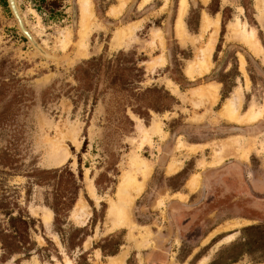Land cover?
Here are the masks:
<instances>
[{"label": "rangeland", "instance_id": "1", "mask_svg": "<svg viewBox=\"0 0 264 264\" xmlns=\"http://www.w3.org/2000/svg\"><path fill=\"white\" fill-rule=\"evenodd\" d=\"M83 1L17 0L26 27L41 47L60 60L67 56L53 61L36 51L20 31L7 0H0V200L10 197L36 219L32 238L39 249L29 259L16 255L4 261L0 244V264H108L122 254L125 264H199L206 257L207 264L263 261L264 218L230 220L208 235L203 246L182 243L178 235L173 243L169 226L175 199L189 200L181 192L172 195L187 179L186 191L195 193L209 170L234 162L244 176L254 175L264 184V114L251 123L221 116L225 101L239 88L245 93L243 113L252 105L264 107V26L256 0H186L184 14L183 0L167 4L165 0H89L92 28L82 56L78 44ZM205 17L212 22L208 29L203 28ZM237 22L241 29L254 32L261 51L241 41L233 27ZM120 29H131L133 35L114 47ZM213 32L210 70L190 76V65ZM67 40L66 47L61 46ZM119 53L132 55L144 69L143 82L135 86L139 89L111 85L104 73L83 88L78 81L83 63ZM210 86L218 87L213 104L201 96ZM156 127L162 133L155 132ZM144 131L149 132L148 139ZM238 139L247 143L244 157L234 152L223 164L211 165L216 148ZM180 142L194 151L179 150ZM135 157H140V164L133 162ZM172 162L180 169L170 174ZM65 166L76 175L82 172L83 189L59 233L55 215L46 206L47 199L53 201L52 187L30 176ZM132 174L136 188L124 194L121 186ZM120 197L132 198L128 209L132 226L114 227L109 218L111 207L123 204ZM227 225L229 229L222 232ZM251 226L260 231L247 230ZM200 232L197 229L191 236ZM82 234V247H72ZM229 235L234 236L231 242L218 245ZM141 237L146 238L144 244ZM113 250L117 255L108 256ZM189 254L196 255L192 262L187 260Z\"/></svg>", "mask_w": 264, "mask_h": 264}, {"label": "trees", "instance_id": "2", "mask_svg": "<svg viewBox=\"0 0 264 264\" xmlns=\"http://www.w3.org/2000/svg\"><path fill=\"white\" fill-rule=\"evenodd\" d=\"M214 10L215 13L218 12L217 9ZM131 56L130 54L119 53L111 59H105L103 56L93 58L83 63L79 68L81 78L78 81L83 85V88H86V86L89 87L95 77H101V74L104 73L105 80L111 85L120 83L126 90H129V87H132L131 90H137L140 87L135 86L143 82L145 72L143 68H139L135 58ZM30 177L36 178L39 184H47L52 187L53 201L47 199L46 206L55 215L54 224L57 232L62 233V227L83 189L81 184L83 181L82 172L80 171L76 175L65 166L60 169L40 171ZM0 215L4 217L0 218V244L4 261L10 260L16 255L29 259L32 253L39 251L32 238V232L37 226V221L26 209L22 208L19 203L13 202L10 197L3 196L0 200ZM247 230L260 231V228L251 226ZM76 231L83 232L82 229ZM83 234L81 238H78V241L73 243L72 247H82L85 241ZM63 242L66 245L65 241ZM104 253H106L105 250H103ZM107 255L115 256L117 251L113 250Z\"/></svg>", "mask_w": 264, "mask_h": 264}, {"label": "bare ground", "instance_id": "3", "mask_svg": "<svg viewBox=\"0 0 264 264\" xmlns=\"http://www.w3.org/2000/svg\"><path fill=\"white\" fill-rule=\"evenodd\" d=\"M14 3H15V11L18 15V18H20L21 20V12H20V9L17 5V0H13ZM125 1V0H124ZM123 1V4L121 6V8L125 5ZM146 2L150 1V0H144ZM166 4L168 3V0H165ZM256 5H257V8L259 9V14H260V21L262 23V25L264 26V2L263 0H256ZM82 3V2H81ZM255 5V6H256ZM182 12L181 14H184L186 8H187V5H186V0H183L182 1ZM125 7V6H124ZM118 8V7H117ZM116 8V9H117ZM83 22H82V29L80 30V42L78 44V47H79V53L80 55H84V53L87 51L88 49V39H89V35H90V32H91V22H92V16L91 15V9H90V5H89V0H84L83 1ZM116 9H113V11ZM120 9V7L118 8V10ZM120 12V11H119ZM117 13V12H116ZM20 15V16H19ZM114 15V14H113ZM23 19V17H22ZM239 20V19H238ZM237 20V21H238ZM24 21V20H23ZM182 22V21H181ZM94 23V22H93ZM182 24V23H181ZM212 24L211 21H209L208 17H205L203 19V28L204 29H208L210 27V25ZM215 24V23H213ZM96 25V23H95ZM240 24L237 22L235 24L234 29L236 31H239L237 34L239 35V38L241 39V41H243L245 44L251 46V47H254L255 50H257L258 52L261 51L262 49L259 48V43L256 39V36L254 34V32L251 31V33L247 32L246 29L244 27H239ZM247 26V25H246ZM178 27V26H177ZM92 28V27H91ZM127 29V28H126ZM212 29V28H211ZM214 29V28H213ZM217 29V28H216ZM178 31V30H177ZM186 31V30H185ZM204 31V30H203ZM235 31V33H236ZM234 32V31H233ZM205 33V32H204ZM157 34V33H156ZM132 31L131 29L129 30H118L113 38V46L114 47H118L121 45V42H123V40L125 38H130L132 36ZM34 36V35H33ZM162 36V35H161ZM180 36H181V40L183 43H185V32L184 30L181 28L180 30ZM35 38V36H34ZM155 38V37H154ZM33 40V39H32ZM215 41H216V33L213 32L212 33V36L210 37L209 41H208V44L206 45V47L204 49H200L199 53H198V59L196 62L192 63L188 69V74L190 76H193L195 74H200V73H204V72H208L212 66V63H211V58H212V54H213V51H214V47H215ZM69 40L67 41H64L63 43H61V46L63 47H66V45L68 44ZM60 46V45H59ZM37 51V50H36ZM40 54V53H39ZM67 56H63L62 59H56V56H53L50 60H53V61H62L66 58ZM165 60H162V63L164 62ZM162 65V64H161ZM201 91V90H200ZM204 93L201 94V96L203 97V99H205L207 102L213 104V103H216L217 100H218V87L216 86H210L206 91L203 90ZM196 95V94H195ZM200 96V97H201ZM196 97V96H195ZM244 97H245V93L243 91V89L239 88V89H236L235 92L231 95L230 98H228L224 105H223V108L221 110V116H223L224 118H226L227 120L229 121H237V122H256L257 120H259L263 114H264V107H259V106H255V105H252L250 106V108L248 109L247 112L243 113L242 110H243V104H244ZM198 98V96H197ZM201 102V101H200ZM199 102V104H200ZM203 102V101H202ZM198 105V104H197ZM242 124V123H241ZM154 131L155 132H159V133H162L161 132V129L160 127H156L154 128ZM144 134V138H147L150 136L149 132L148 131H144L143 132ZM158 134V133H157ZM146 141V140H144ZM233 142V141H232ZM233 144V145H232ZM231 144V142L228 144V143H222L221 146H219L218 148L215 149V155L213 156V160H212V163L211 165H221L223 164L228 158H230V156H233V153L235 152V154L237 155V153L240 155V156H245V151H246V148H244V146H246V142L241 140V139H238V140H235L233 143ZM59 145V144H57ZM232 146H234L232 149L230 148ZM60 146V145H59ZM54 147V146H52ZM58 147V146H57ZM60 148V147H59ZM64 148V147H63ZM179 150L180 149H189L190 151H194L193 150V147H190L189 146H185V144H183L182 142L179 143L178 147H177ZM229 148L231 150H233V152H230L229 151ZM55 149H56V146H55ZM62 150V149H61ZM53 152V151H52ZM61 152V151H60ZM237 152V153H236ZM62 153V152H61ZM53 154V153H52ZM57 154V153H56ZM55 154V156H56ZM63 157L66 158L67 156V149L65 148L64 152H63ZM58 157V156H57ZM140 158V157H139ZM139 158H134L133 162H136V163H141V159ZM60 161V160H59ZM143 163V162H142ZM135 164V163H134ZM137 167V166H136ZM143 167V166H142ZM144 172L145 174H147L148 176V173L150 172L149 170V167L147 165L144 166ZM180 169V166L179 164L177 165V163L175 162H172L170 163L169 165V168H168V173L170 174H173V173H176L178 170ZM135 170V169H134ZM137 170V169H136ZM138 171V170H137ZM140 171V169H139ZM129 174V173H128ZM131 174V173H130ZM128 176H129V179H128ZM126 179H124L123 181V184L121 186L122 189V192L125 194V192L127 194H129V190L132 188V187H135L136 188V185L134 186V182L132 183V180L130 178H133V174L132 175H128ZM131 176V177H130ZM144 181V180H143ZM137 182V181H136ZM132 183V184H131ZM141 184H139V187H140ZM142 186V185H141ZM192 186L196 189V187L199 186V182L197 181V179H195L193 182H192ZM134 190V188H133ZM137 190V189H136ZM120 191V190H118ZM139 191V190H137ZM136 191V192H137ZM131 192V191H130ZM120 195L121 193L118 192ZM122 193V194H123ZM133 193V192H132ZM138 194V193H137ZM122 198L123 200V204L121 205L119 202V204L121 206H113V204L115 203H111L113 207H111V210H110V213H109V218L110 220L112 221L114 227H119V226H123L125 223H130L129 221V217H128V209H129V206L131 205L132 203V198H125L123 199V197H120ZM183 198V197H182ZM120 200V199H119ZM118 204V205H119ZM82 210H86V206H84V204H82ZM80 211V210H79ZM78 213V212H77ZM79 214V213H78ZM77 215V214H76ZM127 216V218H126ZM124 218V220H122ZM48 219V218H47ZM49 220V219H48ZM233 224V223H232ZM131 225V223L129 224ZM127 225V226H129ZM132 226V225H131ZM228 226V225H227ZM230 226L228 227H224L221 231L224 232V231H227L229 229ZM134 229V228H133ZM145 232V231H144ZM150 236V235H149ZM139 237V236H138ZM234 236L232 235H229V236H226L224 237L218 245H221V244H226V243H229L233 240ZM146 238H142L141 239L139 238V241L142 242L144 244ZM208 240L205 242L207 243ZM209 261V258L206 257L204 258L203 260L200 261L199 264H207ZM66 264H73L71 262H67ZM108 264H125V255L122 254V255H119L118 257H114L110 262H108Z\"/></svg>", "mask_w": 264, "mask_h": 264}, {"label": "flooded vegetation", "instance_id": "4", "mask_svg": "<svg viewBox=\"0 0 264 264\" xmlns=\"http://www.w3.org/2000/svg\"><path fill=\"white\" fill-rule=\"evenodd\" d=\"M7 2L10 7L8 0ZM24 25L26 27L25 22ZM193 87L196 86H191L190 88ZM233 165L235 166L236 164H234V162H227L224 165L220 166L219 169H217L218 171H216V173L218 174L220 173V175H228L229 177L228 180L230 181L228 185L229 190H227V188L224 189L226 185L224 183H221L220 184L221 192H219V194H214L213 187L216 185L213 183L211 184L209 181L213 180V177L216 176L215 175L216 173H210L211 171L209 170L207 172L208 176L206 175L204 176L205 179L201 181V187L197 192H195V197L196 195H198L196 199L194 198L193 195L190 196L189 200H187L186 202H180L179 200L175 199L176 201H178V203H181L182 205L172 206L171 211L169 213V219H170L169 226L171 227V232H172L170 239L172 240L173 243L178 239L177 238L178 235L182 243L183 242L188 243L189 245L200 243V245L203 246L202 243L206 239V237L210 235L216 228L221 226L216 224L220 220L224 219V217L213 218L212 223H215L216 222L215 220H217V223L215 224L216 227H214V225L212 224L211 225L208 223L205 224L207 221L206 217H208V219L211 220L209 216L221 210L219 205L222 203L225 205V206L222 205L223 206L222 209L224 208L226 210V214H225L226 222H228L227 220H229V218H231V220L248 219L251 221H253L252 218L254 217L258 219L264 218V184L262 180L254 175H252L251 177L244 176L241 173V169L234 168ZM180 172L177 174V176L180 174ZM183 187L184 185L180 189L178 188L173 190V192L175 193V191L176 192L181 191ZM250 196H252L253 199H250ZM216 200L218 203L217 206H214L213 210H210L209 214L206 215L205 218L203 216H199L201 215V211L206 210V207H208L210 204H213ZM179 207H181L182 209L177 210ZM226 222H224L223 224H225ZM202 225H205L204 228L205 231L201 228ZM197 229L201 231L200 232L201 234L197 236L195 235L191 236V234L197 231ZM199 237H201V239L198 240ZM215 238L216 236L213 237L210 242H212ZM195 257L196 255L189 254V256H187V260H191L190 262H192ZM263 263L264 260L256 264H263Z\"/></svg>", "mask_w": 264, "mask_h": 264}, {"label": "crops", "instance_id": "5", "mask_svg": "<svg viewBox=\"0 0 264 264\" xmlns=\"http://www.w3.org/2000/svg\"><path fill=\"white\" fill-rule=\"evenodd\" d=\"M186 74V73H185ZM187 76V75H186ZM188 77V76H187ZM189 78V77H188ZM181 90V89H180ZM181 92H182V90H181ZM166 167H167V165H166ZM217 169H219V167H217V168H214L213 170H210L211 172L210 173H216V171H218ZM209 173V174H210ZM175 176H177V174L176 175H174V176H169V177H175ZM231 176V175H230ZM228 175H220V173L218 174V175H216L215 177H213V180H211V181H209L211 184L213 183V184H215L216 186H214L213 188H214V194H219V192H221V189H220V184L221 183H224L225 185H226V187L224 188V189H226L227 188V190H229V187H228V185H229V183H230V181L228 180ZM219 179V180H218ZM233 180V179H232ZM188 181H189V179H187L186 180V182H185V184H184V187H183V189L181 190V191H175V193H178V192H181V193H183V194H187L188 195V198L190 197V196H195V193H193V192H188V191H186V189L188 188L187 187V184H188ZM218 185V186H217ZM226 190V191H227ZM174 192L172 193V194H175ZM217 200L213 203V204H210L208 207H206V210H204V211H201V215H199V216H203L204 218L206 217V215H208L209 214V212H210V210H213V208H214V206H217ZM178 206V205H182L181 203H178V201L176 202V203H174L173 204V206ZM225 206L223 203L222 204H220L219 205V207L221 208V210H219L218 212H215V213H213L212 215H210L209 217L211 218V220L210 219H208V217H206V219H207V221H206V223L205 224H212V225H214V227H216L215 226V224L217 223V220H215L216 222L215 223H212L213 221H212V219L213 218H221V216L222 217H224V219L223 220H220L216 225H222L224 222H226V218H225V214H226V210L223 208L222 209V207L223 206ZM223 210V211H222ZM231 220V218H229V220H227V221H230ZM209 225V226H210ZM201 228L204 230V228H205V225H202L201 226ZM205 231V230H204Z\"/></svg>", "mask_w": 264, "mask_h": 264}, {"label": "water", "instance_id": "6", "mask_svg": "<svg viewBox=\"0 0 264 264\" xmlns=\"http://www.w3.org/2000/svg\"><path fill=\"white\" fill-rule=\"evenodd\" d=\"M9 1V4H10V7H11V10L17 20V23H18V27L20 29V31L26 36V38L30 41V43L34 46V48L41 54L43 55L44 57H46L47 59H51L53 56L55 55H52L50 53H48L47 51H45L41 45L36 41V39L34 38V36L27 30V28L25 27L24 25V22H23V19L21 17V20L20 18H18V15L15 11V3L13 0H8ZM20 16V15H19ZM33 39V40H32ZM59 59L58 56H56V59Z\"/></svg>", "mask_w": 264, "mask_h": 264}]
</instances>
